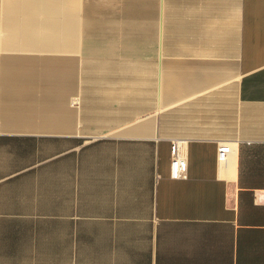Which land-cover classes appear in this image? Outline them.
<instances>
[{
    "label": "crops",
    "instance_id": "obj_1",
    "mask_svg": "<svg viewBox=\"0 0 264 264\" xmlns=\"http://www.w3.org/2000/svg\"><path fill=\"white\" fill-rule=\"evenodd\" d=\"M0 264H264V0H0Z\"/></svg>",
    "mask_w": 264,
    "mask_h": 264
},
{
    "label": "built area",
    "instance_id": "obj_2",
    "mask_svg": "<svg viewBox=\"0 0 264 264\" xmlns=\"http://www.w3.org/2000/svg\"><path fill=\"white\" fill-rule=\"evenodd\" d=\"M186 142L184 140L174 141L171 145V177L174 179H187L188 178V155L186 151ZM232 151L229 144L219 146V158L225 159Z\"/></svg>",
    "mask_w": 264,
    "mask_h": 264
}]
</instances>
